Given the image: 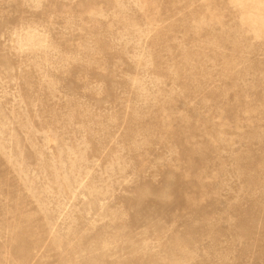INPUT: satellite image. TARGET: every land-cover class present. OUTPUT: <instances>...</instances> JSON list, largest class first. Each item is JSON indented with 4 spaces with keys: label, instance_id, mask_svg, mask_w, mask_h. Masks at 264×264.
Wrapping results in <instances>:
<instances>
[{
    "label": "rangeland",
    "instance_id": "obj_1",
    "mask_svg": "<svg viewBox=\"0 0 264 264\" xmlns=\"http://www.w3.org/2000/svg\"><path fill=\"white\" fill-rule=\"evenodd\" d=\"M0 264H264V0H0Z\"/></svg>",
    "mask_w": 264,
    "mask_h": 264
}]
</instances>
